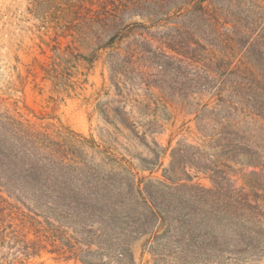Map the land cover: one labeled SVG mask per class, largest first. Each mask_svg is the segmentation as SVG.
Listing matches in <instances>:
<instances>
[{
    "label": "trees",
    "instance_id": "16d2710c",
    "mask_svg": "<svg viewBox=\"0 0 264 264\" xmlns=\"http://www.w3.org/2000/svg\"><path fill=\"white\" fill-rule=\"evenodd\" d=\"M76 9L90 49L82 58L104 53L117 102L133 89L127 78L158 88L194 115L206 148L177 143L162 178L140 176L92 138L0 102V264L43 255L139 264L140 240L153 264L264 258V0H79ZM123 106L114 117L134 133ZM152 154L141 160L150 173ZM233 166L253 169L245 186Z\"/></svg>",
    "mask_w": 264,
    "mask_h": 264
},
{
    "label": "rangeland",
    "instance_id": "374dc122",
    "mask_svg": "<svg viewBox=\"0 0 264 264\" xmlns=\"http://www.w3.org/2000/svg\"><path fill=\"white\" fill-rule=\"evenodd\" d=\"M78 2L0 0V102L38 126L92 138L100 149L131 163L140 176L162 178L177 143L204 148L208 140L197 130L193 114L158 88L147 89L138 78L126 79V87L133 89L124 104L117 102L120 98L110 82L104 53L92 64L82 58L90 53L82 35L84 11L69 14ZM122 105L134 133L114 117L112 110ZM253 133L252 139L263 136L257 130ZM152 151L159 159L153 168L148 166L150 173L142 170L141 160L151 161ZM233 169L236 185L245 186L250 179L244 175L253 169ZM194 181L205 188L211 186L201 173ZM141 243L133 246L137 262L153 264L149 254H142ZM31 264L78 263L43 255ZM225 264H264V258Z\"/></svg>",
    "mask_w": 264,
    "mask_h": 264
}]
</instances>
